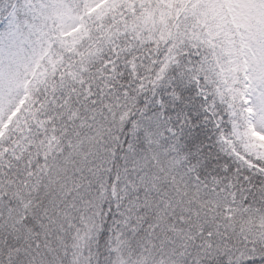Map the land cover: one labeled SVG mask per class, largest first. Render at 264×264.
<instances>
[{
    "label": "snow or ice",
    "instance_id": "snow-or-ice-1",
    "mask_svg": "<svg viewBox=\"0 0 264 264\" xmlns=\"http://www.w3.org/2000/svg\"><path fill=\"white\" fill-rule=\"evenodd\" d=\"M0 264H264V0H0Z\"/></svg>",
    "mask_w": 264,
    "mask_h": 264
}]
</instances>
